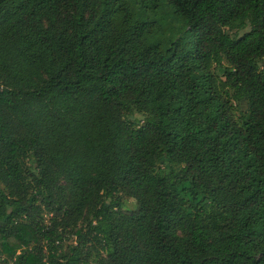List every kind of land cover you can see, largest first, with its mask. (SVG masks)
I'll list each match as a JSON object with an SVG mask.
<instances>
[{"label":"trees","instance_id":"obj_1","mask_svg":"<svg viewBox=\"0 0 264 264\" xmlns=\"http://www.w3.org/2000/svg\"><path fill=\"white\" fill-rule=\"evenodd\" d=\"M0 264H264V0H0Z\"/></svg>","mask_w":264,"mask_h":264},{"label":"rangeland","instance_id":"obj_2","mask_svg":"<svg viewBox=\"0 0 264 264\" xmlns=\"http://www.w3.org/2000/svg\"><path fill=\"white\" fill-rule=\"evenodd\" d=\"M130 205H133V203H132V202H130Z\"/></svg>","mask_w":264,"mask_h":264}]
</instances>
